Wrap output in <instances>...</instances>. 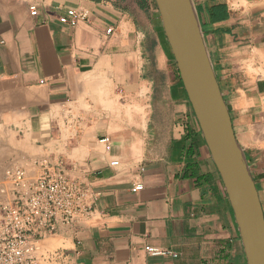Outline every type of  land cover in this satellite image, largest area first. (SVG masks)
Returning a JSON list of instances; mask_svg holds the SVG:
<instances>
[{
    "label": "crops",
    "instance_id": "0c3cea01",
    "mask_svg": "<svg viewBox=\"0 0 264 264\" xmlns=\"http://www.w3.org/2000/svg\"><path fill=\"white\" fill-rule=\"evenodd\" d=\"M190 1L264 215V0ZM58 160L94 208L42 239L44 264H248L156 6L0 0V187Z\"/></svg>",
    "mask_w": 264,
    "mask_h": 264
},
{
    "label": "water",
    "instance_id": "95a60500",
    "mask_svg": "<svg viewBox=\"0 0 264 264\" xmlns=\"http://www.w3.org/2000/svg\"><path fill=\"white\" fill-rule=\"evenodd\" d=\"M194 116L219 172L248 264H264V215L190 0H154Z\"/></svg>",
    "mask_w": 264,
    "mask_h": 264
},
{
    "label": "built area",
    "instance_id": "2783aa9c",
    "mask_svg": "<svg viewBox=\"0 0 264 264\" xmlns=\"http://www.w3.org/2000/svg\"><path fill=\"white\" fill-rule=\"evenodd\" d=\"M36 15L35 7H30ZM85 13L68 9L59 17L61 24L75 26ZM110 29L106 32L110 33ZM105 151H111L108 138L101 140ZM111 166L118 161L112 160ZM63 160L41 161L39 172L28 176L21 169L10 170L0 187V264H44L42 239L56 233L58 226L74 227L87 219L94 208V195L79 180L70 176ZM142 190L141 185L132 191ZM154 256L171 255L159 248L147 247Z\"/></svg>",
    "mask_w": 264,
    "mask_h": 264
},
{
    "label": "trees",
    "instance_id": "16d2710c",
    "mask_svg": "<svg viewBox=\"0 0 264 264\" xmlns=\"http://www.w3.org/2000/svg\"><path fill=\"white\" fill-rule=\"evenodd\" d=\"M139 4L141 8H144L147 0H139ZM152 2L154 3V1L152 0ZM210 19L212 22L215 21H219V20H223L226 19L228 17V13L226 10V7L224 5H216V6H212L210 8Z\"/></svg>",
    "mask_w": 264,
    "mask_h": 264
},
{
    "label": "rangeland",
    "instance_id": "374dc122",
    "mask_svg": "<svg viewBox=\"0 0 264 264\" xmlns=\"http://www.w3.org/2000/svg\"><path fill=\"white\" fill-rule=\"evenodd\" d=\"M136 1L138 2V5L140 6V4H139L140 1L139 0H136ZM154 6H156L155 2L153 3L152 0H147V3H146V5H145V7L143 9H145V8H149L150 9L151 7H154Z\"/></svg>",
    "mask_w": 264,
    "mask_h": 264
}]
</instances>
